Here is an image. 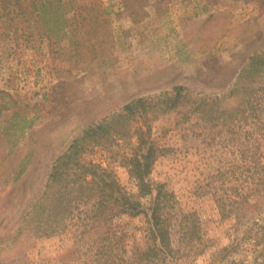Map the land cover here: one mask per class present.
Instances as JSON below:
<instances>
[{
  "label": "rangeland",
  "instance_id": "374dc122",
  "mask_svg": "<svg viewBox=\"0 0 264 264\" xmlns=\"http://www.w3.org/2000/svg\"><path fill=\"white\" fill-rule=\"evenodd\" d=\"M261 51L264 0H0V264H147L144 214L93 221L71 194L66 213L23 222L54 161L103 119L82 158L134 195L127 164L151 144L146 180L174 195L176 255L156 264H264V72L233 94ZM137 98L140 113L115 116ZM153 196L138 197L147 213Z\"/></svg>",
  "mask_w": 264,
  "mask_h": 264
},
{
  "label": "trees",
  "instance_id": "16d2710c",
  "mask_svg": "<svg viewBox=\"0 0 264 264\" xmlns=\"http://www.w3.org/2000/svg\"><path fill=\"white\" fill-rule=\"evenodd\" d=\"M263 72L264 51H261L251 56L245 68L237 75V79L234 82L235 88L233 94H238L239 90L245 86L250 78L253 76L259 77ZM183 90L185 88L181 86L175 87L172 97H168L170 94L164 92L162 95L168 98L166 100L167 104H164V107H174L178 103L177 97L182 95ZM146 100L144 98H137L126 103L115 116L128 117L131 114L140 113V107L143 106ZM106 120L103 119L101 123L85 128L81 134L74 137L68 149L54 161L46 190L38 200L33 201L29 210L25 212L23 222H25V226H28L29 222L35 217L40 216V219L51 218L52 213L57 207L56 204L63 207L66 213V211L72 208L71 194H73V197L76 199H83L90 203L89 216L93 221L96 219L110 223L112 219L121 214H144L150 222L148 232L151 245L140 252L139 262L143 261L147 264L165 262L167 258H173L176 255L170 237V224L166 212L171 200L174 199V195L167 191L163 185H157L153 190L150 183L146 180L155 159L152 145L149 144L143 152L141 151L132 156L127 164L129 174L136 182L138 189V192L134 195L124 190L112 172L100 167L99 164L86 162L82 158L81 154L84 145L88 141H95L97 136L96 131L102 129L103 123ZM138 142L141 143L140 145L146 143L141 138H139ZM70 185H77L78 188L71 187ZM260 191L262 190H256L254 194H251V197H262L260 196ZM153 194L152 204L149 208V213H147L143 210L138 197ZM188 216L193 218L192 214ZM259 227L262 228L261 225ZM254 234L251 239L258 244L261 239L260 232L257 231ZM184 236H188L187 241L200 239V236L195 234L194 226L186 229Z\"/></svg>",
  "mask_w": 264,
  "mask_h": 264
}]
</instances>
